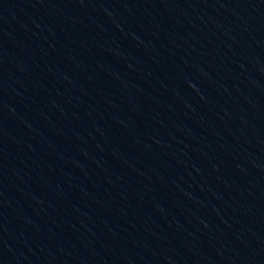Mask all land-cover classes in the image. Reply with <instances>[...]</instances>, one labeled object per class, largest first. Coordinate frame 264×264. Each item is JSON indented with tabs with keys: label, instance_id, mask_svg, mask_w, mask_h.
I'll return each mask as SVG.
<instances>
[{
	"label": "water",
	"instance_id": "1",
	"mask_svg": "<svg viewBox=\"0 0 264 264\" xmlns=\"http://www.w3.org/2000/svg\"><path fill=\"white\" fill-rule=\"evenodd\" d=\"M0 264H264V0H0Z\"/></svg>",
	"mask_w": 264,
	"mask_h": 264
}]
</instances>
